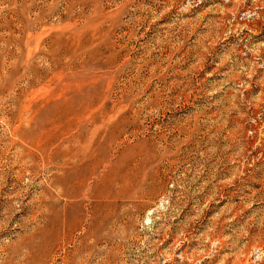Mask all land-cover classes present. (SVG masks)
Masks as SVG:
<instances>
[{
  "label": "rangeland",
  "instance_id": "1",
  "mask_svg": "<svg viewBox=\"0 0 264 264\" xmlns=\"http://www.w3.org/2000/svg\"><path fill=\"white\" fill-rule=\"evenodd\" d=\"M0 264H264V0H0Z\"/></svg>",
  "mask_w": 264,
  "mask_h": 264
}]
</instances>
